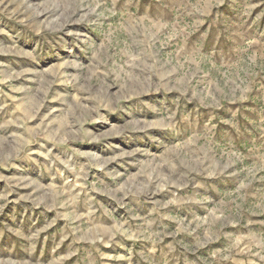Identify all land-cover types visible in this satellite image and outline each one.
Masks as SVG:
<instances>
[{
    "label": "rangeland",
    "instance_id": "1",
    "mask_svg": "<svg viewBox=\"0 0 264 264\" xmlns=\"http://www.w3.org/2000/svg\"><path fill=\"white\" fill-rule=\"evenodd\" d=\"M0 264H264V0H0Z\"/></svg>",
    "mask_w": 264,
    "mask_h": 264
}]
</instances>
